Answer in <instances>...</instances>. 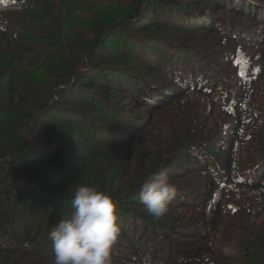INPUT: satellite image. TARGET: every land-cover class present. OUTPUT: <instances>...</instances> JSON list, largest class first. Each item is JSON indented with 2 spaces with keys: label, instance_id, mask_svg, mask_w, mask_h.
<instances>
[{
  "label": "trees",
  "instance_id": "16d2710c",
  "mask_svg": "<svg viewBox=\"0 0 264 264\" xmlns=\"http://www.w3.org/2000/svg\"><path fill=\"white\" fill-rule=\"evenodd\" d=\"M78 181L113 264H264V0H0V264H54Z\"/></svg>",
  "mask_w": 264,
  "mask_h": 264
},
{
  "label": "clouds",
  "instance_id": "9594fccd",
  "mask_svg": "<svg viewBox=\"0 0 264 264\" xmlns=\"http://www.w3.org/2000/svg\"><path fill=\"white\" fill-rule=\"evenodd\" d=\"M74 211L62 216L50 233L54 264H113L112 253L120 235L117 205L95 187L73 185L69 192ZM177 195L166 173L154 174L140 189L139 202L155 219L165 216Z\"/></svg>",
  "mask_w": 264,
  "mask_h": 264
}]
</instances>
